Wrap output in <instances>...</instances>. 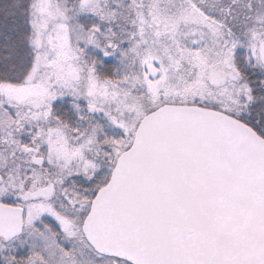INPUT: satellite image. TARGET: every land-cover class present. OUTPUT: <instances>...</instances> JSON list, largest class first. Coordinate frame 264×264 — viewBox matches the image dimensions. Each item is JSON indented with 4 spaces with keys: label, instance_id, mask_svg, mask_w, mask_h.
I'll return each mask as SVG.
<instances>
[{
    "label": "snow or ice",
    "instance_id": "6c2138e0",
    "mask_svg": "<svg viewBox=\"0 0 264 264\" xmlns=\"http://www.w3.org/2000/svg\"><path fill=\"white\" fill-rule=\"evenodd\" d=\"M0 264H264V0H0Z\"/></svg>",
    "mask_w": 264,
    "mask_h": 264
}]
</instances>
